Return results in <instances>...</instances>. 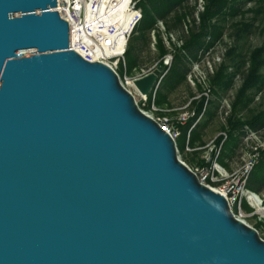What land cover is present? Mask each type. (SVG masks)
Listing matches in <instances>:
<instances>
[{"label":"water","instance_id":"1","mask_svg":"<svg viewBox=\"0 0 264 264\" xmlns=\"http://www.w3.org/2000/svg\"><path fill=\"white\" fill-rule=\"evenodd\" d=\"M69 39L57 0H0V264H264L259 231Z\"/></svg>","mask_w":264,"mask_h":264},{"label":"trees","instance_id":"2","mask_svg":"<svg viewBox=\"0 0 264 264\" xmlns=\"http://www.w3.org/2000/svg\"><path fill=\"white\" fill-rule=\"evenodd\" d=\"M205 1L206 7L201 13L199 23L193 22L188 32H186L184 26L185 19L194 15L196 0L193 3L191 0H138V5L143 11V17L130 37L126 56L128 68L130 64L132 69H140L143 67L141 65L140 55L144 49H150L152 40L151 32L153 30H156V33L158 32L157 45L159 57L166 54L167 48L157 27L159 21H163L167 31L175 32V34L178 33L179 38L183 40V44L180 47H175L172 65L164 76L156 94L155 103L161 108H165V106L169 108L171 106L169 95L181 85L188 83L187 77L191 73L193 66L199 63L205 53L215 46L217 41L225 34L226 23L239 15H245L248 11H255L256 8H247L246 6L248 3L257 0ZM258 11H264V4L257 12ZM253 27L254 24L252 20L249 22L244 20L235 22L233 24V35L237 40L243 39L245 36L252 33ZM235 52V48L228 51V59L233 60V63H223L211 77L214 93L219 94L232 87L234 78L241 68L240 62L235 57L238 54ZM129 59H131L130 64ZM248 61V69L243 74L242 85L232 104L231 114L227 118L226 132L228 138L223 143L222 153L227 142L232 139L234 144L225 151V154L229 155L230 153L234 155L235 149L240 143L243 135L250 131L256 134L264 133V107L248 119H242L238 115L239 109L241 107H248L253 101L255 94L264 87V75L261 73V69L264 66V44L252 50ZM232 65H234L235 70L229 71ZM206 100L205 95H202L198 99H193L191 103L194 108V115L190 117L186 124L179 125L182 132L180 138H184L182 149L177 140L180 152L185 151L187 142L190 147L197 148V141L201 137L199 133V129L202 127L201 119L204 114H209L210 117L214 114L212 109L208 107L203 113ZM214 103V101L211 102L208 100V105H213L215 107L216 104ZM202 113L203 115L201 116ZM195 122L196 125L192 127ZM189 131L190 136L188 138ZM216 140L217 143L220 144L223 137L218 136ZM197 150L198 149H195L193 152L197 153ZM222 163L225 164V160ZM202 164V161L198 160L197 165ZM247 186L250 190L258 194H261L264 190V147L260 148L259 160L251 172ZM246 207L250 209L247 205ZM262 225H264V221H259L258 226Z\"/></svg>","mask_w":264,"mask_h":264},{"label":"built area","instance_id":"3","mask_svg":"<svg viewBox=\"0 0 264 264\" xmlns=\"http://www.w3.org/2000/svg\"><path fill=\"white\" fill-rule=\"evenodd\" d=\"M200 7L202 11L205 9L204 0H201L197 12H200ZM57 11L69 23V49L76 51L88 61H99L109 65L117 73L122 85L135 96L140 108L153 117L177 144V140L182 133L179 125L186 124L190 117L194 115V111L191 114L188 112L182 113L176 124L167 114H158L159 111H168L169 109L158 108L155 99L159 86L172 65L175 47H180L183 44V40L176 38L175 33L167 31L163 21H159L157 27L158 31L163 35V40L168 45L167 53L150 67H142L135 70L134 74H129L126 57L129 41L137 24L143 17V11L138 5V0H57ZM151 33L154 39L152 45L155 46L156 30ZM157 69L161 72L157 83L149 94H143L136 87L135 80ZM202 95H205L207 99L203 110L204 113L208 106L209 93L205 92ZM148 102L151 105L146 108ZM195 125L196 122L192 127ZM251 134L256 135L255 132ZM219 136L223 137L220 144L214 139L210 142L208 148L203 151L202 165H197L193 168L184 162L195 172L202 184L226 197L232 212L237 218L247 222V216L253 215V213L248 214L245 211V204L250 209L255 210V213H260L257 208L256 195L261 196L250 190L247 184L251 172L259 160L260 148L264 147V143L252 145L250 152L243 158L242 165L228 170L220 162L223 143L227 140L228 134L227 132H222ZM177 148L180 156L178 144ZM200 148H192L187 142L185 150L193 151ZM259 201L260 205H264V199L261 198Z\"/></svg>","mask_w":264,"mask_h":264},{"label":"rangeland","instance_id":"4","mask_svg":"<svg viewBox=\"0 0 264 264\" xmlns=\"http://www.w3.org/2000/svg\"><path fill=\"white\" fill-rule=\"evenodd\" d=\"M192 3L195 0H191ZM198 2V3H197ZM200 2V3H199ZM201 4V0H196V13H194V17L190 16L185 19V30L188 32L189 27L193 22L199 23L201 13L205 10H201L197 12L199 5ZM203 4V3H202ZM264 4V0H257L252 1L247 4V8H256L255 11H248L245 15H239L238 17L231 19L229 22L226 23L225 27V34L222 38L217 41L216 45L213 46L205 53L202 60L197 64H195L192 68L191 75L189 74L187 77L188 83L181 85L178 89L172 92L169 95V100L171 102V106L168 108L162 109H169L168 111H159L158 114H167L174 123H178L179 116L184 113L188 112L189 114L194 111L192 106V100L198 99L201 97L202 94L205 92L209 93V100L211 102H215L213 105H208L209 109H212L214 112L213 116L210 117L209 114H204L201 119L202 127L199 129V133L201 135L200 139L197 141L198 146L201 147L197 150V153L193 151L180 152L181 159L185 161L190 167L195 168L198 164V160L202 159L203 151L208 148L210 142L216 139L222 132H226L227 127V118L231 114L232 111V104L236 98V94L242 85L243 82V74L247 71L249 66V56L252 50L256 47L262 46L264 44V11L257 10ZM206 7V1L204 0V8ZM202 11V12H201ZM198 13V18H197ZM195 21H194V19ZM253 21L254 29L252 33L245 36L243 39L237 40L236 37L233 35V24L238 21ZM160 32V31H159ZM175 33V32H173ZM157 34L156 33V44L155 46L152 45L154 39L151 33V44L150 49H144V51L140 55L141 65L143 67H150L156 61L161 59L159 57V50L157 45ZM160 36L163 38L162 33L160 32ZM176 38H179V34H175ZM166 48L167 43L164 41ZM172 44V42H171ZM174 44V43H173ZM176 46V45H175ZM177 47V46H176ZM233 48L236 49L238 55L235 56L236 59L240 62V70L237 72L234 82L231 88H229L225 92H220L219 94L213 92V86L211 83V77L217 72L219 67L223 63H233V60L228 59V51L232 50ZM168 51V50H167ZM167 53V52H166ZM164 56V55H163ZM162 56V57H163ZM131 59H129V64ZM137 69V68H136ZM136 69H132L131 64L129 66V74H134ZM138 70V69H137ZM235 70L234 65L229 68V71ZM261 73L264 75V66L261 69ZM151 103L148 102L146 108L150 107ZM157 105V104H156ZM158 108H161L157 105ZM264 107V87L262 90L255 94L253 101L249 104L248 107H241L239 109L238 115L242 119H248L259 110ZM215 110V111H214ZM252 132H248L247 134L242 136V139L238 146L235 149L234 155L232 153L225 154L228 148H231L234 144L233 140L230 139L222 153L220 162L222 163L226 159H230L228 161L231 165V168H237L243 163V158L247 156L250 152L251 146L255 143H264V133L253 135ZM183 139H178V144L182 149L183 146ZM201 142V143H200ZM223 164V163H222ZM228 168V170H231ZM260 198L264 199V190L260 194ZM245 211L248 214L253 213V215H249L246 218L248 224L252 225L253 227L259 230V233L262 238H264V225L258 226L259 221H264V216L261 213H255L253 209H248L245 205Z\"/></svg>","mask_w":264,"mask_h":264},{"label":"bare ground","instance_id":"5","mask_svg":"<svg viewBox=\"0 0 264 264\" xmlns=\"http://www.w3.org/2000/svg\"><path fill=\"white\" fill-rule=\"evenodd\" d=\"M261 198L259 197V196H257L256 195V200H257V202H258V206H257V208H258V212H260V213H262L263 215H264V205L262 204V205H260V200Z\"/></svg>","mask_w":264,"mask_h":264},{"label":"crops","instance_id":"6","mask_svg":"<svg viewBox=\"0 0 264 264\" xmlns=\"http://www.w3.org/2000/svg\"><path fill=\"white\" fill-rule=\"evenodd\" d=\"M228 161H229V159H226V160H225L226 163H225L224 165H225L226 167H228V168H231V166H230L231 164H230ZM231 170H232V168H231Z\"/></svg>","mask_w":264,"mask_h":264}]
</instances>
